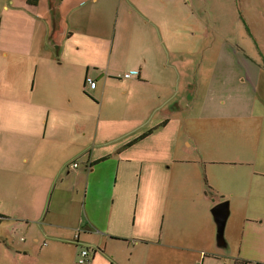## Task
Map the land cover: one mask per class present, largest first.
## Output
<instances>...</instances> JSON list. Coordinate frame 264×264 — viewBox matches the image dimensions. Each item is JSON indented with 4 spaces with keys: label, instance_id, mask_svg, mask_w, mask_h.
<instances>
[{
    "label": "crops",
    "instance_id": "obj_1",
    "mask_svg": "<svg viewBox=\"0 0 264 264\" xmlns=\"http://www.w3.org/2000/svg\"><path fill=\"white\" fill-rule=\"evenodd\" d=\"M148 3L0 0V198L19 211L0 219L37 223L49 257L96 234L86 264H264V121L204 106L197 121L234 118L239 152L220 161L216 140L190 151L177 119L190 106L162 96L195 33ZM227 200L219 247L211 209Z\"/></svg>",
    "mask_w": 264,
    "mask_h": 264
},
{
    "label": "rangeland",
    "instance_id": "obj_2",
    "mask_svg": "<svg viewBox=\"0 0 264 264\" xmlns=\"http://www.w3.org/2000/svg\"><path fill=\"white\" fill-rule=\"evenodd\" d=\"M147 2L149 5L160 2L165 8V21L180 24L182 36L195 33V45H190V55L183 54L185 61L178 56L182 78L177 84L172 83V89L176 92L170 96V90L162 96L163 102L190 106L177 118L185 122L182 136H188L185 141L189 144L190 151L201 148L207 152L216 140L220 153L218 159L236 160L238 146L241 144L238 139L241 138L236 134V129L239 128L233 121L234 118L219 120L217 123L197 119L199 112L205 113L204 106H209V113L214 106H221L226 111H230L229 107L256 109V121H264V0H182V3L173 2L172 5L170 0ZM187 49L188 45L180 52ZM169 109L172 107L166 111ZM166 111H161L159 116ZM243 121L246 123L252 120L246 118ZM242 150H245V146ZM2 187L0 186V197ZM35 197L36 200L39 199L38 195ZM36 200H31L30 204L35 205ZM9 207L0 198V214L19 212L17 207H10L13 210L10 213ZM38 211L27 213L36 218ZM38 227L37 223L36 226L31 224L26 227L15 220L0 219V264H78L82 248L97 249L95 238L98 236L94 234L95 236L90 235L87 239L86 236L83 237L81 247L66 243L57 247L54 255L49 257L46 252L50 247H41L44 241L48 246L52 245V241L45 237L43 240ZM227 227L228 222L226 230ZM33 231H39L36 234L38 244L33 243ZM82 232L84 231L81 230L80 234ZM29 244L34 247V253L22 255L28 251L26 247Z\"/></svg>",
    "mask_w": 264,
    "mask_h": 264
},
{
    "label": "water",
    "instance_id": "obj_3",
    "mask_svg": "<svg viewBox=\"0 0 264 264\" xmlns=\"http://www.w3.org/2000/svg\"><path fill=\"white\" fill-rule=\"evenodd\" d=\"M230 203L228 201H224L220 204H216L211 209V214L214 218V222L216 224L217 228V244L219 247H225V229H226V223L229 219L230 211H229Z\"/></svg>",
    "mask_w": 264,
    "mask_h": 264
},
{
    "label": "built area",
    "instance_id": "obj_4",
    "mask_svg": "<svg viewBox=\"0 0 264 264\" xmlns=\"http://www.w3.org/2000/svg\"><path fill=\"white\" fill-rule=\"evenodd\" d=\"M127 78H131L130 74H126ZM86 83L87 85L91 88V89H95L96 88V82L94 80H92V78H87L86 79ZM78 165L75 163L73 164V167H77ZM78 237H79V232L77 233V235L75 236V239L78 240ZM96 254V250H94L93 248L91 247H84L81 249V252H80V260H79V263L78 264H86V263H89L95 256Z\"/></svg>",
    "mask_w": 264,
    "mask_h": 264
},
{
    "label": "trees",
    "instance_id": "obj_5",
    "mask_svg": "<svg viewBox=\"0 0 264 264\" xmlns=\"http://www.w3.org/2000/svg\"><path fill=\"white\" fill-rule=\"evenodd\" d=\"M156 129V128H155ZM154 131V129L150 130L149 132H147L146 134H142L138 139H136L134 142H139L142 139L144 140L147 136H149L152 132ZM133 142V143H134ZM132 144V143H131ZM212 189L209 188V191H211ZM211 195H215L213 192L211 193ZM222 199V198H221Z\"/></svg>",
    "mask_w": 264,
    "mask_h": 264
}]
</instances>
